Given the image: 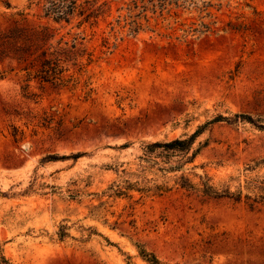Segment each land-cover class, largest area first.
I'll return each mask as SVG.
<instances>
[{"label":"rangeland","instance_id":"1","mask_svg":"<svg viewBox=\"0 0 264 264\" xmlns=\"http://www.w3.org/2000/svg\"><path fill=\"white\" fill-rule=\"evenodd\" d=\"M130 1L94 0L104 13L80 26L44 18L38 0H0V30L25 9L28 24L76 36L80 61L92 59L79 74L70 65L74 88L28 81L14 58L0 59V252L8 264H149L139 244L161 264H264V206L186 190L181 172L156 169L145 175L169 185L162 194L114 189L122 169L140 173L143 144L198 127L184 172L196 186L204 173L232 190L264 177V163L246 169L264 161V0H211L215 31L187 38L177 21L196 11L144 0L149 22L133 33ZM230 21L242 29H225Z\"/></svg>","mask_w":264,"mask_h":264},{"label":"trees","instance_id":"2","mask_svg":"<svg viewBox=\"0 0 264 264\" xmlns=\"http://www.w3.org/2000/svg\"><path fill=\"white\" fill-rule=\"evenodd\" d=\"M144 2V0H131L129 3V5L132 3V8L138 9V15L134 14L131 16V20L127 24L129 30L133 33H139L144 30L143 20L149 22V20L139 15L147 9ZM32 3L33 1H31L30 5ZM39 3H42V16L44 18L51 19L58 24L62 22L69 24L72 18L77 16L81 17L78 23L80 26L91 19L97 20L99 15L104 13L103 7L106 5V2H104L94 8V0L86 1L85 3H79L78 0H38L36 4ZM5 5L11 7L8 1H5ZM172 5H175L176 9L182 8L183 11L194 10L197 12V20H191L190 22L177 21L180 22L183 37H198L215 31L217 21L212 9L220 10V4L218 5L211 0H157L156 3H152L155 10L160 9L161 12ZM247 5L257 11L253 5ZM25 11V9H18L15 14L20 17L21 21L16 20L13 26L0 30V59L6 57L14 58L20 64V70L26 72L28 81L37 79L41 83H55L71 88L76 87L79 83V78L75 72L68 74L70 65L77 67V73L79 74L92 61L91 57H89L87 63L80 61L83 56L82 51L85 50L84 48L80 49L79 45L82 42H78L76 36H73L72 40L67 39L66 34H60L59 28L53 27L48 23L28 24V14ZM174 15L180 17L181 14L179 11H174ZM242 25V22L230 21L227 27L224 28L240 30ZM1 76L4 75L1 74ZM28 87L29 84H27L26 89ZM236 117L254 123V119L248 114H236ZM226 119L224 116H219L214 120ZM259 127L264 128V126L260 125ZM202 129V127H198L189 137H178L169 141H154L143 144L142 154L139 156V163H137L140 173L122 169L124 176L115 183V194H128L131 190L153 194H162L168 191L170 187L166 182L158 183L153 178L145 175L148 170L156 169L161 173L163 171L181 172L176 184L186 190H198L201 194L212 198H229L237 202L243 200L252 210L264 206V177H246L244 184L239 183L232 190L228 184H223L221 188L214 185L207 173L200 176V186H196L188 175L184 173L185 165L192 162L197 154V150L192 151V146L196 138L203 132ZM190 151H192L191 154ZM179 154L186 157V159L173 158ZM262 163L264 161H259L254 166L246 169L249 171L254 170ZM58 235L60 239L68 236L66 228H62ZM137 245L143 260L149 264H161V260L155 253L150 252L144 246ZM0 264H8L2 252H0Z\"/></svg>","mask_w":264,"mask_h":264}]
</instances>
